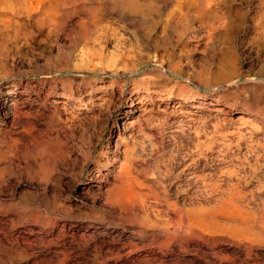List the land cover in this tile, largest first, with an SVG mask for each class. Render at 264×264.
Wrapping results in <instances>:
<instances>
[{"label": "rangeland", "instance_id": "rangeland-1", "mask_svg": "<svg viewBox=\"0 0 264 264\" xmlns=\"http://www.w3.org/2000/svg\"><path fill=\"white\" fill-rule=\"evenodd\" d=\"M61 1L0 4V264H264V0Z\"/></svg>", "mask_w": 264, "mask_h": 264}, {"label": "bare ground", "instance_id": "bare-ground-1", "mask_svg": "<svg viewBox=\"0 0 264 264\" xmlns=\"http://www.w3.org/2000/svg\"><path fill=\"white\" fill-rule=\"evenodd\" d=\"M6 4H7V6L9 7V8H11V13H15L16 14V12L18 13V11H21L22 13H23V16L25 15L26 16V19L27 18H29V17H33L34 15H36V14H42L41 15V17L43 16L44 18H38L37 16H34L33 17V19L35 18V20H36V17H37V19L39 20H43V19H45L44 21L45 22H47L46 20H49L47 23L49 24V22L51 23L52 22V20L55 18V16L57 15V13L60 11H62V10H60L61 9V7H63L62 5H64V4H61L59 1L60 0H57V1H55V0H53L54 2H52L51 0H50V2H48L47 0H32V1H30V0H3ZM63 1V0H62ZM61 1V2H62ZM67 1H70V0H67ZM74 1V0H73ZM52 2V3H51ZM65 2V1H64ZM2 3V0L0 1V4ZM63 3V2H62ZM65 3H67V2H65ZM69 3V2H68ZM67 3V4H68ZM59 4H61V6H59ZM66 4V5H67ZM72 5H73V3H71ZM71 4L69 5V6H71ZM75 4V3H74ZM2 5H3V3H2ZM65 6V5H64ZM68 6V7H69ZM93 6V5H92ZM100 6V5H99ZM2 7V6H1ZM66 7V6H65ZM106 7V6H105ZM6 8V7H5ZM194 8V7H193ZM14 10V12H12L13 10ZM58 9H59V11H58ZM66 9V8H65ZM72 9V8H71ZM98 9V8H97ZM2 10V9H1ZM4 10V9H3ZM105 10V9H104ZM9 11V10H8ZM58 11V12H57ZM63 11H64V9H63ZM60 12L58 13V14H60ZM72 12V11H71ZM22 13H20V15L22 14ZM61 13H63V12H61ZM131 13V12H130ZM148 13V12H147ZM183 13V12H182ZM1 14V13H0ZM6 14V13H5ZM9 14V13H8ZM14 14V15H15ZM69 14V13H68ZM90 14V13H89ZM126 14H127V12H126ZM14 15H13V18H15L14 17ZM19 15V14H18ZM40 15H38V16H40ZM145 14H143V16H144ZM148 15V14H147ZM8 16V15H7ZM58 16V15H57ZM130 16V15H129ZM141 16H142V14H141ZM100 17V16H99ZM126 17V16H125ZM128 17V16H127ZM138 17V16H137ZM1 18V17H0ZM6 18V17H5ZM4 18V19H5ZM12 18V19H13ZM3 19V18H2ZM10 18H8V20H9ZM16 19V18H15ZM30 19V18H29ZM33 19H32V21H33ZM91 19V18H90ZM97 19V18H96ZM135 19V18H134ZM8 20H7V22H8ZM11 20V19H10ZM9 20V21H10ZM38 20H36L35 22H37ZM139 20V19H138ZM30 21V20H29ZM90 21H92V20H90ZM148 21V20H147ZM2 22H3V20H2ZM1 22V19H0V24L2 23ZM7 22L5 23V20H4V24H5V26H6V24H7ZM13 22L15 23V24H17V21H12V24H11V22L10 23H8V25H13ZM39 22V21H38ZM67 22V21H66ZM133 22V21H132ZM20 23V22H19ZM17 24V25H20V24ZM44 23V22H43ZM53 23V22H52ZM55 23V22H54ZM103 23V22H102ZM14 24V25H15ZM22 24V23H21ZM23 24H24V21H23ZM22 24V25H23ZM38 23H36V25H37ZM42 24V23H41ZM82 24H84V23H80V24H78V25H82ZM138 24V23H137ZM2 25V24H1ZM13 25V26H14ZM51 25V24H50ZM54 24H52V26H53ZM56 25H58V23H56L55 24V26ZM77 25V24H76ZM92 25V24H91ZM3 26V28H4V25H2ZM2 26H0V28H1V30H2ZM39 26H40V24H39ZM51 26V27H52ZM54 26V27H55ZM64 26H65V24H64ZM75 26V25H74ZM84 26H86L85 24L84 25H82V27H84ZM93 26V25H92ZM45 27V26H44ZM56 27H60L59 25L58 26H56ZM76 27V26H75ZM78 27V26H77ZM109 27V26H108ZM173 27V26H172ZM6 28L7 27H5L4 29V31H6ZM10 28V27H9ZM9 28H8V30H9ZM21 28V27H20ZM63 28V27H62ZM80 28H81V26H80ZM85 28V27H84ZM92 28V27H91ZM81 29H83V28H81ZM0 30V31H1ZM7 30V31H8ZM50 30V29H49ZM84 30H86V29H84ZM61 31V30H60ZM79 31H80V29H79ZM76 32V31H75ZM80 32H82V31H80ZM84 32V31H83ZM82 32V33H83ZM52 33V32H51ZM57 33V32H56ZM79 33V32H78ZM15 34V33H14ZM46 34H48V32L46 33ZM1 35V34H0ZM6 35V34H5ZM4 35V36H5ZM107 35V34H106ZM3 36V35H2ZM82 36V35H81ZM88 36V35H87ZM85 37V36H84ZM58 38V37H57ZM68 38V37H67ZM74 38V37H73ZM51 39V38H50ZM43 40V39H42ZM9 46V45H8ZM7 54V53H6ZM8 91V90H7ZM13 93H14V91H13ZM7 96V95H6ZM14 97H16V96H14ZM18 98V97H17ZM4 100V99H3ZM2 101V100H1ZM13 102V101H12ZM12 102H10L9 104H6V106H5V111H3L4 112V114L5 115H7V117H8V115H12L13 117L14 116H16V114H17V112H18V110H17V108L15 107V102L14 103H12ZM11 105V106H10ZM18 106V105H17ZM19 107V106H18ZM11 108H12V114H10L11 113ZM26 110H27V108H26ZM22 111V110H21ZM19 113V112H18ZM21 113H23V111L21 112ZM21 113H19V114H21ZM30 113V112H29ZM24 114V113H23ZM23 114H21L22 116H23ZM4 115V116H5ZM32 115V114H31ZM19 116V115H18ZM12 118V117H11ZM19 118V117H18ZM5 120V119H4ZM8 120H10V119H8ZM13 120H15L14 118H13ZM22 120V119H21ZM10 121H12V120H10ZM4 122V121H3ZM5 122H7V121H5ZM4 122V123H5ZM10 123V122H9ZM13 124V123H12ZM15 126V125H14ZM33 139V138H32ZM37 142V141H36ZM44 142V141H43ZM40 146V145H39ZM38 148V147H37ZM123 167V166H122ZM124 170V169H123ZM118 173H120L121 172V168H120V166H119V170L117 171ZM119 176V175H118ZM126 180V179H125ZM123 181V180H122ZM125 182V181H124ZM126 183V182H125ZM125 184H123V186H124ZM127 185V184H126ZM120 186V185H119ZM122 186V185H121ZM121 188V187H120ZM124 188V187H123ZM141 195V194H140ZM130 199V198H129ZM131 200V199H130ZM142 201H140L139 203L140 204H142L141 203ZM126 203H128V202H126ZM133 204V203H132ZM140 206H143V205H140ZM129 207V206H128ZM190 210V209H189ZM192 213V212H191ZM181 214V213H180ZM183 214V213H182ZM192 214H194V213H192ZM210 214V213H209ZM213 214V213H212ZM216 214V213H215ZM186 215V214H185ZM204 214H202V216H203ZM178 216V215H177ZM180 216V215H179ZM188 216V215H187ZM201 216V215H200ZM205 217V216H204ZM209 217V216H208ZM216 217V216H215ZM188 218V217H187ZM211 218V219H210ZM210 218H208L209 220V223H210V220H212V218H213V216L212 217H210ZM204 218L202 217V219L201 220H199L198 219V217H197V219H196V217H191V219H189V221H191L192 220V222H190V226L192 227V229H193V226L194 225H196V224H198V222L199 221H202V222H206L207 220H203ZM216 220V219H215ZM218 220V219H217ZM178 221V220H177ZM208 221L206 222V224L204 225V224H202V226L204 225V226H206V225H208L209 226V223H208ZM217 222V221H216ZM186 223H187V221H186ZM189 223V222H188ZM208 223V224H207ZM194 224V225H193ZM214 224V223H213ZM212 225V224H211ZM208 226H206V227H208ZM213 226V225H212ZM196 227L197 226H195L194 227V229L196 230ZM211 227V226H210ZM209 227V228H210ZM212 228V227H211ZM191 230V229H190ZM207 230V229H206ZM190 232V231H189ZM193 232H194V230H193ZM182 233V232H181Z\"/></svg>", "mask_w": 264, "mask_h": 264}]
</instances>
